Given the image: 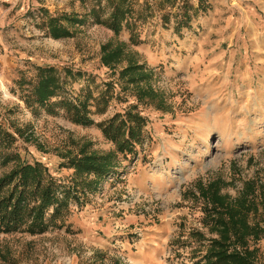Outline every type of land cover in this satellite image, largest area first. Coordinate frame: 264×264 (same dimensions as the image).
<instances>
[{
	"label": "rangeland",
	"instance_id": "374dc122",
	"mask_svg": "<svg viewBox=\"0 0 264 264\" xmlns=\"http://www.w3.org/2000/svg\"><path fill=\"white\" fill-rule=\"evenodd\" d=\"M50 19L69 37L53 38ZM104 46L129 56L113 74ZM132 61L141 69L123 72ZM40 68L56 70L61 96L92 95L93 125L31 102ZM128 109L147 119L142 140L87 191L94 176L68 156L114 151L98 124ZM22 163L46 167L59 199L76 194L44 232L0 234V264H203L218 234L199 188L212 184L231 207L253 192L247 223L263 232L245 249L264 264V0H0V177Z\"/></svg>",
	"mask_w": 264,
	"mask_h": 264
},
{
	"label": "trees",
	"instance_id": "16d2710c",
	"mask_svg": "<svg viewBox=\"0 0 264 264\" xmlns=\"http://www.w3.org/2000/svg\"><path fill=\"white\" fill-rule=\"evenodd\" d=\"M124 15L122 10H116L113 14L109 26L115 33L119 32L120 21ZM48 28L51 36L55 39L69 37L70 35L64 27L58 24L56 19L49 20ZM121 48V46H115L113 49L109 46L102 48V63L111 70L112 74L115 73L114 70L118 62L129 57ZM136 63L134 61L129 62V67H127V70L124 69L123 72L140 70V66ZM38 71V81L31 94L32 103L44 108L50 115L57 114L56 110L61 109L77 125L84 127L93 125L89 110V100L93 99L91 94L86 93L82 98L78 97L73 102L59 94L62 83L56 76L54 68H40ZM65 73L66 77L81 76L80 73L73 74L71 70ZM54 99L55 101H53ZM109 99L110 96L107 90L97 99L98 103L100 102L103 105V109L99 110V113L105 112ZM132 110L128 109L123 114H115L109 120L98 124L107 140L114 144V151L108 154H87L85 150H80V157L79 155L68 156L69 166L75 169L78 175L85 173L94 176L93 180L83 182L87 191L92 192L102 179L113 173L119 165L117 154H130L134 151L135 145L140 144L147 119ZM43 171L48 173L47 168L40 163L32 165L22 163L0 177V234L19 230L29 234L44 232L48 227V223L56 218L60 210L66 205L67 200L76 194L71 187H68L62 192V199H59L57 197L59 187L56 180L52 177V179L48 178L47 184L42 186ZM45 177L47 178V176ZM217 188V184L199 188L201 197L211 203L210 206H205L203 209L204 221L205 223L209 221L211 231L218 234V238L211 240L203 264H251V256L256 251L245 249L248 243L247 240L248 238L257 240L263 232L258 224L250 227L247 223V213L256 210V206L252 204V201L246 199L253 192L246 191L236 201L237 204L231 207L228 198L221 196ZM81 189L83 191V187ZM262 202L264 203V201ZM50 210L52 213L47 216ZM262 219L264 222V217ZM190 235L192 238H196V241L204 237L199 232L194 231ZM238 247L242 251L244 249L243 254L237 251Z\"/></svg>",
	"mask_w": 264,
	"mask_h": 264
}]
</instances>
